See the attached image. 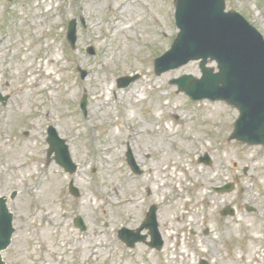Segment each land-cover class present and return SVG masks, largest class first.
Returning a JSON list of instances; mask_svg holds the SVG:
<instances>
[{
	"label": "rangeland",
	"instance_id": "obj_1",
	"mask_svg": "<svg viewBox=\"0 0 264 264\" xmlns=\"http://www.w3.org/2000/svg\"><path fill=\"white\" fill-rule=\"evenodd\" d=\"M226 7L264 35V0H226ZM174 16V0H0V92L10 96L6 106L0 103V192L16 228L3 252L7 264H111L105 257L112 264H264V146L228 140L235 107L191 101L170 82L183 74L200 77L199 62L156 75L154 60L179 31ZM71 20L77 26L73 48ZM126 75L139 76L119 88L117 78ZM136 85L140 91L131 94ZM84 96L86 115L79 108ZM145 121L152 131L138 127ZM49 125L68 142L76 173L48 159ZM128 143L139 175L128 164ZM205 154L210 163L200 160ZM170 165L186 167L185 178ZM71 180L79 196L70 193ZM229 182L232 191H216ZM160 184L162 192L152 187ZM44 194L51 205H42V214L53 222L59 216L53 232L66 227L71 238L48 242L38 234L44 222L35 200ZM151 204L158 206L163 237L169 227L172 239L161 251L145 243L130 249L118 230L137 228ZM226 206L236 214L221 216ZM77 216L87 230L76 227ZM181 232L183 254L181 246L173 250Z\"/></svg>",
	"mask_w": 264,
	"mask_h": 264
},
{
	"label": "water",
	"instance_id": "obj_2",
	"mask_svg": "<svg viewBox=\"0 0 264 264\" xmlns=\"http://www.w3.org/2000/svg\"><path fill=\"white\" fill-rule=\"evenodd\" d=\"M176 25L180 29L171 48L155 60V73L162 74L178 68L190 61H200L201 78L184 74L171 80L178 91H183L192 100H223L239 109V117L230 137L249 144L264 145V38L262 34L236 11L226 12L225 0H175ZM76 21L69 27V40L74 47L77 41ZM91 54L95 53L90 48ZM216 61L219 71L208 67L209 62ZM82 77L86 72L79 69ZM138 75L120 77L119 87H126L136 80ZM9 96L0 93V102L7 104ZM86 107V100L83 108ZM50 154L56 152L57 162L67 172L74 173L76 164L72 161L68 146L59 138L53 126L48 128ZM131 164H134L130 153ZM209 162L208 157L202 158ZM233 184L219 188L229 191ZM72 191L78 190L71 184ZM16 193H13L14 198ZM157 208L153 206L147 221L137 231L122 228L120 238L130 247L146 238L140 234L144 228H150L152 245L161 248L163 242L158 232ZM250 210H252L250 208ZM222 214H234L226 208ZM77 224L85 229L81 218ZM13 214L7 206V198L0 195V264H6L1 251L11 242Z\"/></svg>",
	"mask_w": 264,
	"mask_h": 264
},
{
	"label": "bare ground",
	"instance_id": "obj_3",
	"mask_svg": "<svg viewBox=\"0 0 264 264\" xmlns=\"http://www.w3.org/2000/svg\"><path fill=\"white\" fill-rule=\"evenodd\" d=\"M140 2H144V0H139ZM129 7H130V5H129V3H127V2H125V3H123L122 4V11L123 12H127V10H129ZM113 10H114V8H112ZM118 10V9H117ZM127 23H130V25L128 26V28L130 29L131 27H132V25H131V21H129V22H127ZM126 24V23H125ZM124 28V27H123ZM143 42H145V40L143 41ZM138 86L139 85H136V87L134 88V91H131V94H135L136 92H139L140 91V89H138ZM125 112V111H124ZM125 115H126V112L124 113ZM148 122L149 121H145V123L141 126H138L139 128L141 127L143 130H145V131H152V128L149 126V124H148ZM154 123V122H153ZM130 137H132V134H131V136ZM163 139L161 138V136L160 135H157L156 136V142H157V145H158V147H159V149H161V148H163V141H162ZM129 144V143H128ZM27 149V146H24L23 147V149L21 150V151H19L20 153L19 154H21L22 155V151H25ZM110 150H112V148H110ZM14 152H16V151H14ZM157 153H160V152H157ZM150 156H152V155H150ZM169 157H171L170 156V154H169ZM17 159V158H16ZM164 161H165V158H164V156L163 155H161V158L159 159V161H158V163L161 165V167L163 166V163H164ZM50 167H52V166H50ZM49 166H47L46 168L48 169V168H50ZM152 171H154V175H153V179H155V177L157 176V173L155 172L156 170H155V166L153 165V167H152ZM242 177V176H241ZM244 179H250V177H248V176H246ZM159 181L160 182H163V177H160V179H159ZM152 187H154L156 190H159V191H163V188H160V187H163L161 184H160V186H159V188H157V187H155V186H152ZM149 188H151L150 186H149ZM153 189V188H152ZM152 192L153 193H155L156 194V192H155V190H152ZM177 195H181V193L180 192H177L176 193ZM48 195H50V194H44V196H41V197H39L38 199H36L35 200V203H36V207H37V209H38V211L39 212H41L42 211V208L44 207V206H42V205H46L48 208H50V205H51V202L49 201V198H47V196ZM163 194L161 193V196H162ZM127 202L126 203H132L133 201H131V200H126ZM48 204V205H47ZM50 215L48 214V215H43L42 214V212L41 213H39V216H38V221L39 222H44V224H40V226H38V224H37V226H38V234L39 235H42L43 237H44V240L45 241H48V242H50L53 238H54V236L58 239V240H60V241H63V240H65L67 237H70L69 236V234L67 233V230H66V227H63V228H56V230H55V232H53V229H52V226L54 225V223H58V220H59V216H57L56 218H55V221L53 222V219L52 218H50L49 217ZM178 220H179V218H178ZM166 230H167V232H166V237H165V240L167 241V242H169V241H171V236L170 235H168L167 233H169L168 232V230H170V228L169 227H167L166 228ZM65 238V239H64ZM71 238V237H70ZM79 243V241H78V239L77 238H75L74 240H73V244L74 245H77ZM56 250H59V248H57ZM104 259H106V260H108L111 264L113 263L112 262V258L110 257H105Z\"/></svg>",
	"mask_w": 264,
	"mask_h": 264
}]
</instances>
